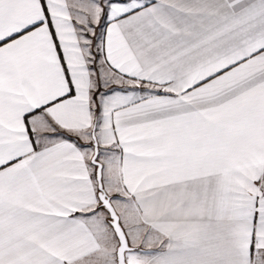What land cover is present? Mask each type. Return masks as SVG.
<instances>
[{"label": "snow or ice", "instance_id": "snow-or-ice-1", "mask_svg": "<svg viewBox=\"0 0 264 264\" xmlns=\"http://www.w3.org/2000/svg\"><path fill=\"white\" fill-rule=\"evenodd\" d=\"M0 264H264V0H0Z\"/></svg>", "mask_w": 264, "mask_h": 264}]
</instances>
